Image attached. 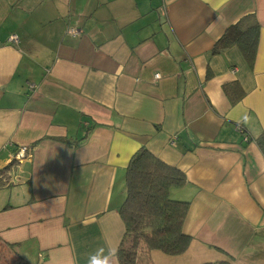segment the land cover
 <instances>
[{
	"label": "crops",
	"instance_id": "obj_1",
	"mask_svg": "<svg viewBox=\"0 0 264 264\" xmlns=\"http://www.w3.org/2000/svg\"><path fill=\"white\" fill-rule=\"evenodd\" d=\"M249 13L253 65L236 45L211 53ZM21 145L0 243L31 262L119 264L125 169L144 146L184 173L171 194L189 201L187 249L152 264H264V0H0V169Z\"/></svg>",
	"mask_w": 264,
	"mask_h": 264
},
{
	"label": "trees",
	"instance_id": "obj_2",
	"mask_svg": "<svg viewBox=\"0 0 264 264\" xmlns=\"http://www.w3.org/2000/svg\"><path fill=\"white\" fill-rule=\"evenodd\" d=\"M260 25L249 13L229 25L214 42L211 53L236 45L251 67L255 60ZM8 166L0 169V183L7 179ZM185 183L184 173L162 161L146 147H140L130 158L124 175V198L118 213L124 233L116 250L119 264H152L149 252L160 250L167 255L183 253L191 237L183 231L189 201L172 196L171 190ZM2 185V184H0ZM2 244L11 254V264H37ZM232 264L231 260L219 263Z\"/></svg>",
	"mask_w": 264,
	"mask_h": 264
},
{
	"label": "built area",
	"instance_id": "obj_3",
	"mask_svg": "<svg viewBox=\"0 0 264 264\" xmlns=\"http://www.w3.org/2000/svg\"><path fill=\"white\" fill-rule=\"evenodd\" d=\"M68 32L72 35H77L79 33V30H76L75 28L73 27H70L68 29ZM8 40L9 41H17V36L15 34H11L9 37H8ZM160 75L157 73L155 74V77H159ZM241 130V128H239ZM247 139V137H245V140ZM171 141L172 143L175 141V137H172L171 138ZM11 145V143H9ZM32 157V153H31V149L30 147L28 146H25V145H21V146H18L17 148H15V152L13 153L12 155V161H15V167H18L20 168L21 167V164L25 161H30ZM12 175H11V172H8L7 173V178H10Z\"/></svg>",
	"mask_w": 264,
	"mask_h": 264
},
{
	"label": "rangeland",
	"instance_id": "obj_4",
	"mask_svg": "<svg viewBox=\"0 0 264 264\" xmlns=\"http://www.w3.org/2000/svg\"><path fill=\"white\" fill-rule=\"evenodd\" d=\"M10 163L12 164H9L10 166L9 169L7 170V173L10 172L9 170L11 169V165L14 167L15 161H12ZM12 177L7 178L6 180H4L5 182L0 183L2 184L1 186L11 184L12 183L11 179H13ZM11 259H12L11 254H9L8 250L2 244H0V264H11L12 263Z\"/></svg>",
	"mask_w": 264,
	"mask_h": 264
},
{
	"label": "clouds",
	"instance_id": "obj_5",
	"mask_svg": "<svg viewBox=\"0 0 264 264\" xmlns=\"http://www.w3.org/2000/svg\"><path fill=\"white\" fill-rule=\"evenodd\" d=\"M87 264H110V262L108 256L100 258L98 254L93 253L89 255Z\"/></svg>",
	"mask_w": 264,
	"mask_h": 264
}]
</instances>
